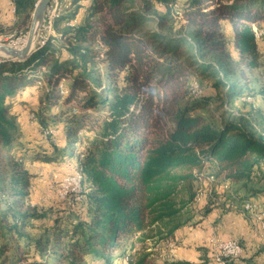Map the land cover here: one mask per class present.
<instances>
[{
	"label": "trees",
	"instance_id": "obj_1",
	"mask_svg": "<svg viewBox=\"0 0 264 264\" xmlns=\"http://www.w3.org/2000/svg\"><path fill=\"white\" fill-rule=\"evenodd\" d=\"M36 2L15 0L21 25ZM177 13L197 25L191 37L172 31ZM263 20L264 0H87L56 18L58 36L27 58L0 57V264H112L127 239L173 238L191 219L185 209L196 181L240 183L247 196L264 191V125L242 108L218 120L196 112L197 96L187 98L193 65L223 75L227 102L248 103L260 92L227 80L232 69L222 57L231 44L240 62L251 54L256 65L253 27ZM36 83L45 91L33 111L42 138L23 139L10 99ZM67 157L77 164L89 211L32 234L28 225L44 214L26 198L36 173L27 164ZM150 255L137 250L133 264H153Z\"/></svg>",
	"mask_w": 264,
	"mask_h": 264
},
{
	"label": "rangeland",
	"instance_id": "obj_2",
	"mask_svg": "<svg viewBox=\"0 0 264 264\" xmlns=\"http://www.w3.org/2000/svg\"><path fill=\"white\" fill-rule=\"evenodd\" d=\"M10 0H3L0 3V42L5 44H12L17 47V44H22L28 36L29 27L31 24V19L26 25H21V19L23 15H19L16 10H13V6L9 3ZM38 1V0H37ZM66 0H52L53 10L55 11L54 18H60L65 13ZM10 6L8 8V5ZM162 6L159 5L154 7L155 10H162ZM33 13V11H32ZM61 15L60 17H58ZM150 16H153L150 13ZM55 18V19H56ZM43 23V22H42ZM54 23V20H53ZM49 21L46 24H42L39 27L38 34L36 37V46L43 39L47 40L51 36H58L54 24L51 27H48ZM148 26H154L155 20H151L147 23ZM170 26H172V31L192 36L197 29V25L191 23L185 14L177 13L174 14V19L171 21ZM222 27L225 31V35L228 39H232L234 36V30L232 24L228 20L222 21ZM262 27V29H261ZM264 20L260 22V27L254 25V32L256 35V40L258 44V54L256 55V65H250L249 60L254 57L251 54H248V60L246 63L239 61V51L236 48H233L231 44H228L226 47V52H230L231 57H228L226 52L224 54L223 61L230 66L232 72L225 78L227 80H234L236 82L252 85L256 91H260L258 94L253 95L251 101L248 103L243 102V98H235L232 96L229 102L226 101V90L228 84H220L219 78L223 77L222 74L215 75L214 72L204 71L196 65H193L192 71L193 75L188 84V90L190 92V97H198L202 102V107H199L196 112L203 113L206 115H214L218 120L221 119L222 112L232 108H242L244 112H252V117L258 120L262 125H264ZM257 33V34H256ZM50 34V35H49ZM63 45L60 44L58 50H62ZM64 48V47H63ZM0 53V57H5ZM98 68L104 72V65L102 63L98 64ZM246 80V81H245ZM219 84V85H218ZM218 85V86H217ZM44 87L39 83H36L28 88L19 91L11 97L10 99V111L11 115L16 116V120L20 126V131L24 138H30L31 140H40L42 138L41 129L38 125V121L33 111L38 109V102L40 97H43ZM211 95V96H206ZM249 99V97H248ZM15 150V149H14ZM14 154V152H10ZM8 156V155H6ZM76 162L67 158H63L61 162L48 163L46 161H36L30 162L27 164V168L31 172V185L28 188L27 199L36 204V206L43 211L42 218L32 219L31 223L28 225L27 230L32 234H40L43 232L45 227L52 226L50 223L58 222L62 224H68L72 219L76 218L77 215H82L88 213V203L86 197L81 192L85 190L84 184L79 183L78 185L75 181L71 184V188L68 190L66 196L62 197V185L64 184V177H73L76 173ZM6 171V176L10 174L9 167L4 169ZM7 185L6 196H10V186ZM79 186V187H78ZM196 197L194 201L188 204L185 209L188 216L191 217L190 221L185 225L181 226L182 230L179 232L178 241L175 238L162 239L159 236H152L147 238L145 242H140L136 237L132 239H127L124 242V247H118L113 253V262L112 264H133L136 257L135 254L137 250L141 249L144 252H150V258H152L153 264H166L173 262L176 258L175 249L180 243L183 242L185 245H182L186 252L193 253L195 250H198V233L202 234L201 240L203 242H209V232L207 230L201 229L198 230V219L200 216L205 215L209 210L213 208H223V212L227 213L228 210H231L233 207V200H236L235 205L239 204V210H236L235 214L240 213L239 217L251 215L250 212L244 211V205L247 201H250L253 205V213L258 211L260 215L264 211V202L261 203L259 200H247V195L245 194L246 190L241 184H232L226 179H205L202 183L200 181L195 182ZM243 190V193L240 191ZM183 196L185 193L182 194ZM10 200V199H9ZM238 200H241V202ZM247 200V201H246ZM229 204V205H228ZM262 205V206H261ZM4 206L1 204L0 199V208ZM262 210V211H261ZM244 211V212H243ZM252 218V215H251ZM255 218V219H254ZM253 222L257 223L260 227L259 235L257 239L253 241V244L248 245V241L245 237L240 235L241 227H244L245 220L250 222V218L246 217L243 220V223H240V226L237 227L236 238L240 241L242 245V256L236 257L235 259L229 258L230 264H264V227L263 219L257 218L255 214ZM257 218V219H256ZM56 220V221H55ZM201 220V219H200ZM215 222V221H213ZM156 228V227H154ZM239 230V231H238ZM156 231H152L154 234ZM217 237V236H212ZM244 237V238H243ZM220 238V237H217ZM235 238V237H230ZM224 239V238H220ZM200 240V239H199ZM200 240V241H201ZM133 242L134 247L130 248V244ZM210 245V243H209ZM88 260L92 262V258L87 256ZM133 258V260H132ZM211 261V260H210ZM187 264H198L194 260L188 262ZM199 264H209L199 263Z\"/></svg>",
	"mask_w": 264,
	"mask_h": 264
},
{
	"label": "crops",
	"instance_id": "obj_3",
	"mask_svg": "<svg viewBox=\"0 0 264 264\" xmlns=\"http://www.w3.org/2000/svg\"><path fill=\"white\" fill-rule=\"evenodd\" d=\"M3 0H0V3H2ZM87 0H79L77 3H73V0H66L65 5H66V10L65 13H68V11H72L75 8V5L78 3H86ZM6 5H8V3H6ZM10 6L8 5V8ZM13 10H16V5L15 2H13ZM83 10L79 9L78 14L76 16V18L78 19L81 14H82ZM76 21V19L74 20ZM205 179H201L199 180L200 183H202ZM210 179V178H208ZM222 179V178H219ZM232 184H234V182H231ZM262 184H264V180L262 181ZM243 193V190L240 191V193ZM245 194L247 195V193L245 192ZM247 200L250 198L252 200H259V202L263 203L264 202V191H260L256 194H251L249 196L246 197ZM246 200V201H247ZM241 202V200H238V202ZM233 204L231 207H233L231 210H228L227 213L223 212V208H213L211 210H209L207 213H205V215H202L199 217L198 219V230L199 227L201 229L207 230V232H209V236L211 238H209V242H203V240H201L202 238V234L199 235L198 233V250H195L193 253H188L186 252V249H184V247L182 245H185L184 243V239L183 242H181V245H178L177 248L175 249V255L176 258L173 262H177V264H187L188 262L194 260L195 262L201 263H210V260L212 259V253H213V248H212V241L213 240H221L220 238H230V237H235L236 236H232V235H237L235 234L237 229V227L240 226V223H243L242 221L246 219V217H248V219L250 218V222H247L248 220H245L244 223V227H241V232L239 233L241 236L243 235L245 237V239L248 241V245L253 244V241L257 239V236L259 235L260 232V227L257 223L253 222V219L256 212L255 213H251L250 211H245V212H250L252 215H248V216H243L239 217L241 214H235L236 210H239V204L235 205V202H237L236 200L232 201ZM229 205V204H228ZM262 206V205H261ZM201 219V220H200ZM255 219V218H254ZM215 221V222H213ZM182 227H180V229L178 230L179 232L182 230ZM176 230V232H177ZM239 231V230H238ZM175 232V236L173 238L176 237V241H178V234ZM212 236H217V237H212ZM243 237V238H244ZM201 241H200V240ZM210 243V245H209Z\"/></svg>",
	"mask_w": 264,
	"mask_h": 264
},
{
	"label": "water",
	"instance_id": "obj_4",
	"mask_svg": "<svg viewBox=\"0 0 264 264\" xmlns=\"http://www.w3.org/2000/svg\"><path fill=\"white\" fill-rule=\"evenodd\" d=\"M51 0H38L35 3V8L32 13L31 24L28 31V36L21 47L13 46L12 44H5L0 42V50L3 56L13 59H25L35 49L36 38L39 27L44 18L47 7Z\"/></svg>",
	"mask_w": 264,
	"mask_h": 264
},
{
	"label": "built area",
	"instance_id": "obj_5",
	"mask_svg": "<svg viewBox=\"0 0 264 264\" xmlns=\"http://www.w3.org/2000/svg\"><path fill=\"white\" fill-rule=\"evenodd\" d=\"M13 2H15V0H10L9 3L13 6ZM52 0L49 4V6L46 9L44 18L42 20V22L44 24L48 23V17H50L52 15ZM41 23V25L43 24ZM49 27V26H48ZM24 43V42H23ZM22 44H17V47H21ZM42 41H40L38 44H41ZM64 184L62 185V192H61V196L64 197L67 195L68 190L71 188V184L75 181V177H64ZM247 204H252L250 201H247L246 204L244 205V209H246V205ZM257 214V218H262L264 220V216L259 215L258 211H256ZM221 248H223L224 251V255L225 256H233V257H241L242 256V249L243 248H237L235 246H233L232 244V238H225V239H221ZM244 264H246V262H244Z\"/></svg>",
	"mask_w": 264,
	"mask_h": 264
},
{
	"label": "bare ground",
	"instance_id": "obj_6",
	"mask_svg": "<svg viewBox=\"0 0 264 264\" xmlns=\"http://www.w3.org/2000/svg\"><path fill=\"white\" fill-rule=\"evenodd\" d=\"M56 9L57 8L55 7L52 10V15L50 17H48V21H49V24L48 25H49V27H51L54 24L53 23V20H55V18H56V17L54 18ZM43 40H45V39H43ZM0 53H3L2 50H0ZM74 177H75V183L77 185L79 183H81L80 181H81V178L82 177H81V174H80L79 171H77V173L74 175ZM244 211H250L252 213L253 212V205L252 204H247L246 205V209H244ZM260 213H261L260 215L264 216V211H262ZM263 227H264V220H263ZM240 241L237 238H232V244H233V246H235L237 248H242V245H241ZM212 248H213V253H212V257H211L212 259L210 261L211 264H230V262H229L230 259L229 258H233V259L236 258V257H233V256H225L224 255L223 248H221V240H213L212 241ZM246 264H251V263L248 262Z\"/></svg>",
	"mask_w": 264,
	"mask_h": 264
}]
</instances>
